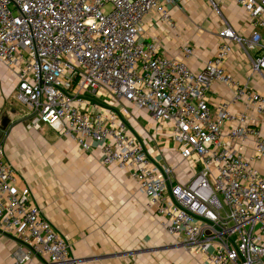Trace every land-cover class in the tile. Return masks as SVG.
Instances as JSON below:
<instances>
[{
  "label": "built area",
  "instance_id": "obj_1",
  "mask_svg": "<svg viewBox=\"0 0 264 264\" xmlns=\"http://www.w3.org/2000/svg\"><path fill=\"white\" fill-rule=\"evenodd\" d=\"M180 0H0V65L16 78L15 102L25 109L28 130L49 126L81 150L127 171L145 197L144 210L159 219L175 245L206 264H264V93L242 83L225 63L240 48L252 75L264 82V0H231L254 25L249 37L229 25L202 70L160 52L143 38V20L154 12L171 30V7ZM214 6H216L214 4ZM217 83L231 90L215 105ZM241 104L242 110L237 106ZM171 126L183 161L196 173L179 181L154 157L129 125L131 107ZM249 150V154L245 151ZM0 141V233L23 246L25 264H77L69 240L46 217Z\"/></svg>",
  "mask_w": 264,
  "mask_h": 264
},
{
  "label": "crops",
  "instance_id": "obj_2",
  "mask_svg": "<svg viewBox=\"0 0 264 264\" xmlns=\"http://www.w3.org/2000/svg\"><path fill=\"white\" fill-rule=\"evenodd\" d=\"M171 12L176 30L159 22L158 15L151 12L143 20V38L157 39L160 52L168 56L181 57L182 43L193 45L195 56L188 64L195 71L202 70L216 54L222 42L220 33L226 26L243 37L255 31L245 11L231 0H180L171 7ZM261 32L264 38V29ZM225 67L236 79L264 93V82L252 75L251 62L238 46L233 45ZM16 84L14 75L0 65V125L8 121L7 134L13 127L14 117L18 118L14 108L10 110L11 115H5L7 107L16 103L12 96ZM231 94L228 87L217 83L208 94L209 103L215 105ZM138 109L147 116L132 115L131 130L146 142L154 157L161 154L162 159L171 163L179 181L188 180L197 169L189 161H183L180 148L171 137L170 124L157 123L145 109ZM237 109L242 110L243 106L239 104ZM254 120L264 132V114L255 115ZM245 152L249 154V150ZM8 154L7 149L9 158ZM63 157L66 163L55 173L35 168L27 155L9 160L18 175L16 190L26 185L31 188L46 217L69 240L77 264H206L203 258H195L188 248L178 245L167 246L162 254L135 252L133 248L143 240L145 201L136 180L115 165L103 164L95 150L74 149ZM257 166L264 177V158ZM22 248L16 239L0 233V264H18L16 256ZM25 264L42 263L32 258Z\"/></svg>",
  "mask_w": 264,
  "mask_h": 264
},
{
  "label": "rangeland",
  "instance_id": "obj_3",
  "mask_svg": "<svg viewBox=\"0 0 264 264\" xmlns=\"http://www.w3.org/2000/svg\"><path fill=\"white\" fill-rule=\"evenodd\" d=\"M12 108L16 110L14 115H18V118L17 116L14 117L13 127L10 130V134H7L6 145L8 146L7 149L10 159L13 160L23 155H27L31 158L32 164L35 168L43 169L48 173H55L62 170V165L66 163L65 161L67 159L63 157L64 154L69 153L74 149H81L71 137L61 136L49 126L44 125L39 130H27V121L23 118L25 115V109L16 103L10 104L5 111L6 117L11 115L10 110ZM132 108H134L132 110L133 113L131 112L128 118H131L132 115L138 116V114V118L147 116L137 107L133 106L131 109ZM157 158L169 169L173 168L171 163L165 160L166 158L162 159L161 154H159ZM175 170L176 169H173L174 172ZM142 231L143 240L141 244L133 248L137 253L162 254L165 248L169 245L177 247L175 241L167 236L161 229L159 219L145 210L142 211Z\"/></svg>",
  "mask_w": 264,
  "mask_h": 264
},
{
  "label": "water",
  "instance_id": "obj_4",
  "mask_svg": "<svg viewBox=\"0 0 264 264\" xmlns=\"http://www.w3.org/2000/svg\"><path fill=\"white\" fill-rule=\"evenodd\" d=\"M8 129H9L8 121H5L0 125V141L6 136Z\"/></svg>",
  "mask_w": 264,
  "mask_h": 264
}]
</instances>
